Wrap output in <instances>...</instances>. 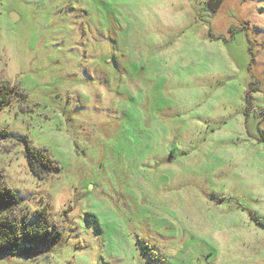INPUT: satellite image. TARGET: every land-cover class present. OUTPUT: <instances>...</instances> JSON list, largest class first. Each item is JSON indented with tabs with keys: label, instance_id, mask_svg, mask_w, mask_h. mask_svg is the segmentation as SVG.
I'll return each instance as SVG.
<instances>
[{
	"label": "rangeland",
	"instance_id": "rangeland-1",
	"mask_svg": "<svg viewBox=\"0 0 264 264\" xmlns=\"http://www.w3.org/2000/svg\"><path fill=\"white\" fill-rule=\"evenodd\" d=\"M207 2L0 0V183L63 233L0 264H264V0Z\"/></svg>",
	"mask_w": 264,
	"mask_h": 264
},
{
	"label": "trees",
	"instance_id": "trees-1",
	"mask_svg": "<svg viewBox=\"0 0 264 264\" xmlns=\"http://www.w3.org/2000/svg\"><path fill=\"white\" fill-rule=\"evenodd\" d=\"M223 0H208L211 11H216ZM14 87L0 86V111L10 104ZM7 131H0V140L7 138ZM25 157L31 171L38 177L59 170V166L45 150L30 145L27 141ZM22 204L15 193L0 183V258L11 256H39L52 245L62 240L63 233L50 212L44 206L37 209L30 219L28 214L15 216L11 210Z\"/></svg>",
	"mask_w": 264,
	"mask_h": 264
}]
</instances>
